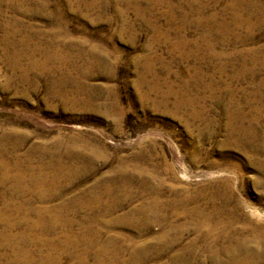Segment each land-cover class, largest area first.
I'll return each mask as SVG.
<instances>
[{"label": "rangeland", "instance_id": "1", "mask_svg": "<svg viewBox=\"0 0 264 264\" xmlns=\"http://www.w3.org/2000/svg\"><path fill=\"white\" fill-rule=\"evenodd\" d=\"M168 1L26 0L20 13L8 8L11 3L0 7V39L11 24L23 30L14 39L0 40V149L4 153L0 158L11 175L53 172L60 185L46 189L30 182L0 184V217H5L0 220V264H50L46 258L58 255L59 264H96L93 253L87 262L79 257L85 243L76 241L87 219H99L104 225L98 229L101 240L115 239V247L127 250V259L135 243L153 247L154 239L164 232L165 218L151 217L149 227L141 222L138 211L151 200L139 189L142 177H151L153 187L163 185L157 194L162 201L176 198V193L183 201L185 193L194 197L202 187L227 179L234 201L246 215L252 217L248 206L264 213V187L257 183L264 178L259 171L260 165L264 168V148L253 155L250 149L236 146L228 136L226 112L231 90L247 114L259 105L246 102L245 95L264 83L260 64L264 25H225L231 21L229 5L234 0H170L174 12H169ZM252 1L264 6V0ZM240 14L246 17L243 11ZM30 26L40 32L54 30L53 43L67 47L66 53L71 51L68 71L34 67L29 58L12 56ZM201 36L214 45L213 54L207 55L203 46L196 58L201 60L193 56L187 60L181 57L183 50H172L182 40L192 44ZM39 40L44 46L52 41L45 33ZM247 49L251 53L244 55ZM193 63H201L218 92L198 90L203 82L191 71ZM148 67L151 72H145ZM186 80L192 89L189 96L199 98L186 108L178 109L174 96L164 103L160 94H150V85L159 83L167 89L172 84L180 90ZM263 90L260 87L262 95ZM193 111L197 117L190 116ZM179 167L189 181L179 177ZM142 172L146 176H140ZM125 179L132 183L134 196L121 202L118 191ZM210 189L204 190L205 195H211ZM98 191L110 193L99 202L87 200V192ZM41 196L47 198L40 200ZM41 205L65 207L58 218L62 223L56 228L38 224L36 215L17 211L20 206L33 210ZM166 208V217L171 216L173 208ZM22 213L26 224L16 223ZM253 218L264 219V214ZM177 221L187 222L183 216ZM8 224L14 225L11 230ZM62 229H68L75 242L64 244ZM18 237L21 240L15 241ZM193 237V231L181 236L172 252L180 251ZM160 253L149 254L143 264H168L169 254ZM24 254L32 260L27 262Z\"/></svg>", "mask_w": 264, "mask_h": 264}, {"label": "bare ground", "instance_id": "2", "mask_svg": "<svg viewBox=\"0 0 264 264\" xmlns=\"http://www.w3.org/2000/svg\"><path fill=\"white\" fill-rule=\"evenodd\" d=\"M7 3H11L7 6L14 13L25 11L26 0H0V7ZM166 4L169 8V12H174L176 10V6L173 5L170 0L166 2ZM238 6H241L243 10H237ZM229 9L233 10L232 17L230 23H227L225 25L248 24V26H250L254 22L259 23L260 25H264V6H257L255 1L234 0L229 5ZM242 11L244 13L243 15L246 17H242V15L240 14V12ZM1 13L2 12H0V17H2L3 15H1ZM9 23H15V21H9ZM11 25L13 26L8 27V31L5 33L6 35L4 36V38L0 39L1 41L14 39L16 36L20 35L19 32H21V35L23 34V30L19 29L20 27H14V24ZM26 28L27 30H29V33L19 38L20 41L16 42L19 43V48L17 50H13V55L10 53L14 58L21 59L27 57L32 61L31 64L34 67L37 66L39 68H50V70L61 69L64 71H68L72 67L70 63V61L72 60L70 56L71 51H67L66 53L67 47H62V45L54 44L56 43L54 41L56 34L54 33V35L52 33V31L54 32V30L40 32L39 29L35 28V26ZM32 30H36L37 34H33ZM44 33L47 36H50V38L52 39L50 45L44 46L41 44L39 39L41 35H44ZM203 38V36L199 37L192 44L185 43L189 40H182L181 42L174 44L172 46V50H183V55L181 56L182 59L188 60L191 58V56H193L195 57V60H201V58H196L198 57L197 55L202 52L201 49L203 48V46H205V48H207L209 52L207 55L213 54L214 52V45L210 42H205ZM250 53V49L243 51L244 55H249ZM38 56H40L41 59L44 58V62L43 60L41 61L40 59H38ZM213 57L216 59H220L217 55ZM260 64L264 69V57L261 59ZM225 66L226 64L220 66L219 72L221 74L225 73ZM233 66L235 65L232 64V67ZM148 71L151 72L150 67L146 68L145 70V72ZM191 71L196 74V80L200 79V81L203 82L201 85H199L200 87L198 90L209 91L211 94H213V92H218V90H216L215 88L216 86L214 85V82L213 86L211 85L210 80H212V77L207 76V74L204 72L203 66H201V63H193V65L191 66ZM141 83H143V81ZM210 85L212 87H210ZM257 86L258 88L254 92L247 93L245 95L246 102L252 100L259 104L256 106H252L250 114H247L243 110L242 103L234 99L235 93L233 90H231L227 96L228 108L226 110V112L228 113L227 124L229 138L234 139L235 145L239 148L250 149V153L253 155L258 154V152H260L261 149L264 148V138L262 137L264 136V95H262V93L260 92V87L264 88V83H260ZM191 91L192 89L190 81L188 80L182 81L180 90H174L172 88V84H169L167 86V89H164L159 83H157L155 87L153 85H150V94H153L155 92L156 94H160L162 102L164 103H166L168 97H176L175 106L178 109H182L184 107L186 108L195 102L198 103L199 98L197 96H189ZM150 94L147 93V95ZM190 116L197 117L198 114L196 111H193L191 112ZM260 139L263 140L260 141ZM2 150L3 149H0V154H4ZM9 171L10 169L8 168L7 162L0 158V184L4 182H30L29 185L31 186L42 187L46 189L49 187L56 189L58 188V186H60L58 183L59 177L57 176V173L30 171V175H25L22 173L11 175ZM259 171L261 172V175L264 176V168L262 167V165L259 166ZM178 173L181 179L189 181L190 177L180 167ZM139 175L146 176L144 172L140 173ZM150 178L142 177V181H140L139 189H141L146 195H150L151 200L144 204L138 212L141 222L146 226L149 225V219L151 217L165 218L164 232L162 235H158L159 237L157 236V238L154 239L156 244L153 247H148L145 245L141 246L140 244L135 243V245L132 247L133 249H131V251L129 252V257L127 259L125 256L127 250L122 248V246L115 247L114 244L117 243L115 239H108L106 241L101 240L98 229L104 226L103 223L101 225V221L99 219H87L86 226H82L81 228L82 235H78L79 237H77V240L79 241H76L85 243V250L82 254L79 255L80 259L86 257L87 262V258L91 253H93L96 264H120L127 260L131 261L133 264H143L146 262L148 257H156L160 255V251L163 250L164 252H167L169 254L168 264H264V219L258 218V221H253L251 219L253 216L254 218L258 215L261 217V215L264 213L260 212L257 208L248 206L247 209L249 210L250 214H252V217L250 218L251 215H246V213L243 211L244 208L241 207V205H239L236 201H234L235 198L230 191L229 182L227 179L223 180V182H219L218 184H214V186L208 185L204 186V188L202 187L203 190L198 191L197 195L194 197L189 196L185 193L183 201L180 198L179 194L174 191L173 192L176 193V198L170 199L171 201H162L158 199L157 194L162 192L161 190L163 189V185L160 184L157 187H153L152 184L149 183ZM125 181L126 182L119 186L120 191H118V194H121L120 198L123 197L121 199V202L128 201L127 199H129L131 196H134V194H132L131 192V190L133 189L132 183H130V181L128 182L126 179ZM257 183L264 187V178L257 181ZM209 187L211 188L210 190L212 191V193L210 192L211 195L207 196L205 195V191H207V188ZM106 193L109 194L110 191L87 192V200L91 202H99L100 200L104 199ZM53 194L54 193H51L50 196H53ZM46 198L47 196H41L39 199L45 200ZM121 205L122 203L119 204V206ZM166 207L173 208L171 216L166 217ZM17 211H22L23 213L25 212L26 215H36L38 224L46 223L49 224V226L56 228L62 223V221H60L58 218H60L63 212H65V207H50L47 205H43L41 208H33L32 210L24 209V207L20 206L17 207ZM23 213L21 214L22 217L17 218L16 223H28L27 218L24 217L26 215ZM182 216L187 220V222H185L184 224H180L177 221V219L181 218ZM4 218L0 217V220L3 221ZM48 218H50L49 221H47ZM65 224H67V228L71 223L68 221ZM13 226V224H8L6 228L8 230H11ZM93 226L96 227V230L93 228ZM140 229L142 230V228ZM67 231L68 229L61 230L64 238L63 243L66 245H70L68 243H72L75 241H72V236ZM190 231L194 232V237L184 246H182L180 251L172 252V248L179 243L181 236H184ZM18 238H14L15 241L21 240L20 237ZM48 244L54 248L57 247L56 243L50 242ZM111 249L114 250L112 251ZM24 256L27 262H30L32 260L31 255L24 254ZM48 257L46 258L48 259L47 263L49 261L50 264H59V255L55 258Z\"/></svg>", "mask_w": 264, "mask_h": 264}]
</instances>
